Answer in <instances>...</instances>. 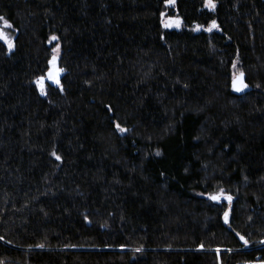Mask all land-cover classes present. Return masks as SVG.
<instances>
[{
  "label": "trees",
  "instance_id": "trees-1",
  "mask_svg": "<svg viewBox=\"0 0 264 264\" xmlns=\"http://www.w3.org/2000/svg\"><path fill=\"white\" fill-rule=\"evenodd\" d=\"M0 18V264L264 263V0H0Z\"/></svg>",
  "mask_w": 264,
  "mask_h": 264
},
{
  "label": "rangeland",
  "instance_id": "rangeland-1",
  "mask_svg": "<svg viewBox=\"0 0 264 264\" xmlns=\"http://www.w3.org/2000/svg\"><path fill=\"white\" fill-rule=\"evenodd\" d=\"M162 26L165 29L169 30H181L183 29V20L180 17H163L162 18ZM215 30H218L217 24L214 22L208 27H202L199 25H195L192 28L194 33L207 32L211 33ZM0 39L5 43L9 51H13L15 47V32L13 31L11 25L3 18H0ZM52 72L61 71L60 68V47L55 46L53 49V55L51 59V67ZM47 81V82H46ZM45 82H37V86L42 95L46 96L47 93V85L50 82V78L48 77ZM226 194L224 192H218L215 195L211 196V199H224ZM264 264V263H258Z\"/></svg>",
  "mask_w": 264,
  "mask_h": 264
},
{
  "label": "water",
  "instance_id": "water-1",
  "mask_svg": "<svg viewBox=\"0 0 264 264\" xmlns=\"http://www.w3.org/2000/svg\"><path fill=\"white\" fill-rule=\"evenodd\" d=\"M232 87L240 96L245 95L252 91V88L246 83V78L244 74L238 75L234 78L232 82ZM231 199L228 198V201Z\"/></svg>",
  "mask_w": 264,
  "mask_h": 264
}]
</instances>
